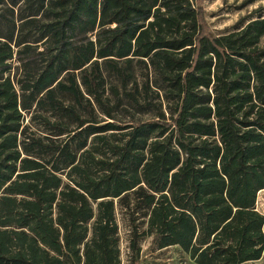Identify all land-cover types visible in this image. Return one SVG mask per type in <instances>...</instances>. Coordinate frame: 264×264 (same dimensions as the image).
<instances>
[{"label": "trees", "instance_id": "trees-1", "mask_svg": "<svg viewBox=\"0 0 264 264\" xmlns=\"http://www.w3.org/2000/svg\"><path fill=\"white\" fill-rule=\"evenodd\" d=\"M201 1L0 0V264H121L118 215L129 264L261 259L264 18L213 36Z\"/></svg>", "mask_w": 264, "mask_h": 264}, {"label": "rangeland", "instance_id": "rangeland-1", "mask_svg": "<svg viewBox=\"0 0 264 264\" xmlns=\"http://www.w3.org/2000/svg\"><path fill=\"white\" fill-rule=\"evenodd\" d=\"M245 0H202L201 7L204 10L205 24L213 36H223L233 31L234 25L241 19L248 18L254 20L258 14L251 15L255 10H258L260 15L264 18V0H257L245 7H242ZM252 16V17H250ZM246 21V23L248 22ZM89 37L93 38L94 33ZM81 37L75 34L72 38L73 43H80ZM261 45H264V38L261 41ZM133 71L138 74L139 68L137 65H132ZM107 85L119 86V82L114 78L112 72H106ZM139 84H142V80L139 78ZM128 99L121 98L120 107L115 110V116L117 120L126 121L133 116L134 119L147 120L152 117L150 110H142L133 105L128 107ZM123 109L128 112H123ZM255 210L264 217V189L257 194ZM119 225V258L121 264H129L131 252L129 250V227L122 217L118 215ZM264 232V225H263ZM139 262L138 264H194L179 248L169 247L166 249L158 250L154 244H152L151 238L143 239L139 242ZM257 264H264V258Z\"/></svg>", "mask_w": 264, "mask_h": 264}, {"label": "crops", "instance_id": "crops-1", "mask_svg": "<svg viewBox=\"0 0 264 264\" xmlns=\"http://www.w3.org/2000/svg\"><path fill=\"white\" fill-rule=\"evenodd\" d=\"M263 258H264V252H263V255H262L261 259L258 260V261H255L253 264H257V263L261 262L263 260Z\"/></svg>", "mask_w": 264, "mask_h": 264}]
</instances>
